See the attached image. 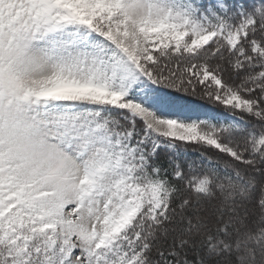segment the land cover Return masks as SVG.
<instances>
[{"label":"snow or ice","instance_id":"obj_1","mask_svg":"<svg viewBox=\"0 0 264 264\" xmlns=\"http://www.w3.org/2000/svg\"><path fill=\"white\" fill-rule=\"evenodd\" d=\"M0 264H264V0H0Z\"/></svg>","mask_w":264,"mask_h":264}]
</instances>
